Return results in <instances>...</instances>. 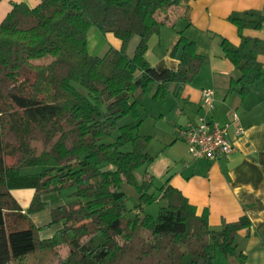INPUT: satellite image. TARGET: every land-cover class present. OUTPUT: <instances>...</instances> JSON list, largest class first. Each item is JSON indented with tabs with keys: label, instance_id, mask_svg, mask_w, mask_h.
I'll list each match as a JSON object with an SVG mask.
<instances>
[{
	"label": "trees",
	"instance_id": "trees-1",
	"mask_svg": "<svg viewBox=\"0 0 264 264\" xmlns=\"http://www.w3.org/2000/svg\"><path fill=\"white\" fill-rule=\"evenodd\" d=\"M180 4L15 2L0 23V264H216L218 252L246 264L236 236L250 226L249 217L212 228L209 211L199 215L169 180L155 195L153 175L137 178V171L154 161L146 151L152 136L139 132L142 96L156 86L153 98L164 100L167 83L192 82L206 62L182 33L171 50L180 59L176 70H157L146 57L150 37ZM228 20L240 36L238 45L221 40L224 57L240 72L228 91L246 97L262 80L264 39L243 31L261 29L264 13L235 11ZM92 27L113 33L122 48L90 54ZM135 36L140 41L130 57L127 47ZM126 117L131 120L121 124ZM125 184L139 195L133 209ZM71 187L75 200L52 211L53 222L64 226L40 240L30 215L45 208L44 194ZM23 188L35 190L26 210L12 194ZM161 200L158 217L145 211ZM62 246L68 249L65 257Z\"/></svg>",
	"mask_w": 264,
	"mask_h": 264
},
{
	"label": "crops",
	"instance_id": "crops-1",
	"mask_svg": "<svg viewBox=\"0 0 264 264\" xmlns=\"http://www.w3.org/2000/svg\"><path fill=\"white\" fill-rule=\"evenodd\" d=\"M15 2L35 7L40 0H1L0 23ZM248 9L264 13V0H181L180 5L167 12V24L150 37L146 57L157 70L178 68L180 59L173 57L171 50L180 33L197 44V51L206 58V62L192 82L166 84L171 95L167 96L165 102L170 109L168 114L164 110L160 112L159 122L166 119L171 127L163 129L157 126L159 122L155 124L163 137L161 148L155 154L151 152L153 141L146 148L147 153L154 157L147 171L155 180L160 181L161 186L169 180L171 186L180 190L192 205L197 206L199 215L207 209L212 228H220L224 221H238L244 215L249 217L250 226L238 231L236 236L238 251L245 254L246 264H264V71L261 82L246 97L229 92L230 81L238 78L240 72L224 57L221 46L222 38L236 45L240 43L238 28L228 17L232 12ZM243 34L264 39V25L259 30L245 29ZM133 40L127 47V55L130 57L134 55L139 43L136 41L133 44ZM111 48L120 50L122 41L113 33L103 34L97 27L89 30L90 54L103 56ZM259 60L264 67V55ZM205 87L216 90L212 117L225 123L232 112L236 111L241 117L245 133L236 137L235 129L230 130L234 152L228 157H220L218 160L193 158L189 151L183 155L170 156L169 150L179 140H183L180 137L181 129L189 123L197 122L202 112V90ZM159 158H162L160 162ZM74 191L75 188L71 187L42 196L45 208L30 215L32 223L37 226L40 240L49 239L62 229V222H53L52 211L74 201ZM12 194L22 209L26 210L35 190L16 189L12 190ZM138 196L135 197L136 201ZM226 260L227 264L237 262L235 257H227Z\"/></svg>",
	"mask_w": 264,
	"mask_h": 264
},
{
	"label": "built area",
	"instance_id": "built-area-1",
	"mask_svg": "<svg viewBox=\"0 0 264 264\" xmlns=\"http://www.w3.org/2000/svg\"><path fill=\"white\" fill-rule=\"evenodd\" d=\"M216 90L206 88L202 90V112L197 122L189 123L181 129L180 137L187 143L188 151L193 158L218 160L228 157L234 152L230 130L235 129V136L241 137L245 129L241 124V117L233 111L229 120L221 123L211 115L215 107Z\"/></svg>",
	"mask_w": 264,
	"mask_h": 264
},
{
	"label": "rangeland",
	"instance_id": "rangeland-1",
	"mask_svg": "<svg viewBox=\"0 0 264 264\" xmlns=\"http://www.w3.org/2000/svg\"><path fill=\"white\" fill-rule=\"evenodd\" d=\"M133 44L136 43V41H140V37L137 36L135 38H133ZM170 84V83H169ZM79 90L85 91V89H83L81 86L77 85L76 86ZM155 87H152V91L148 94H144L142 96L141 99V105H140V118L144 119L143 124L141 126L140 129V135L141 136H145V135H150L152 136V148H151V152L152 154H155V152H157L158 150H160L161 148V139L163 137V135L161 136V134L158 132L155 124L157 122L160 121L159 118V114L162 110H164L166 112V114H168L169 112V107L168 104H166L165 99H155L153 98V93H154ZM86 92V91H85ZM170 94V93H169ZM168 94V95H169ZM167 95V96H168ZM171 95V94H170ZM171 100H169L170 103ZM131 118L130 117H126L125 119H123L121 121V124L126 123L127 121H130ZM40 125H42V123L40 122ZM157 126L164 128L167 127H171L169 122L165 120H163L162 122H159ZM159 133L157 136L155 134ZM188 146L186 145V143L183 140H179L178 144L171 150H169V155L170 156H175V155H183L182 153H188ZM189 155V154H188ZM163 157V156H161ZM191 158V157H188ZM162 158H159L158 162L161 161ZM9 163H13L15 159L13 158H7ZM158 162L156 165H158ZM137 178L138 180L143 181L144 177L149 174V170L147 171V166H144L142 168H140L137 171ZM156 182H154V186L153 189L151 190L152 193H154L155 195L159 194V187L161 186L160 181L157 179L155 180ZM71 189V188H70ZM123 190L124 192L127 194L128 196V206L130 207V209L134 207V204L136 202L135 197L138 196L137 192L135 191L134 187L125 184L123 186ZM165 203L164 201H155L153 203H151L150 205H148L145 209V211L147 213L152 214L154 217H158L159 215V211H160V207L164 206ZM134 211L132 212V216H133ZM67 247L62 246L60 248V254L61 256L65 257L67 254ZM226 256L221 254L220 252H218L216 259V264H227L226 260Z\"/></svg>",
	"mask_w": 264,
	"mask_h": 264
}]
</instances>
